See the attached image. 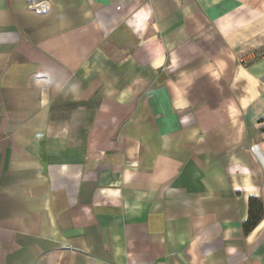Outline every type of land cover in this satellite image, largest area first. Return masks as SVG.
I'll list each match as a JSON object with an SVG mask.
<instances>
[{
    "label": "crops",
    "instance_id": "crops-1",
    "mask_svg": "<svg viewBox=\"0 0 264 264\" xmlns=\"http://www.w3.org/2000/svg\"><path fill=\"white\" fill-rule=\"evenodd\" d=\"M264 0H0V264H264Z\"/></svg>",
    "mask_w": 264,
    "mask_h": 264
},
{
    "label": "trees",
    "instance_id": "trees-1",
    "mask_svg": "<svg viewBox=\"0 0 264 264\" xmlns=\"http://www.w3.org/2000/svg\"><path fill=\"white\" fill-rule=\"evenodd\" d=\"M264 216V206L256 198L250 200V215L248 220L244 223L245 233L251 232Z\"/></svg>",
    "mask_w": 264,
    "mask_h": 264
},
{
    "label": "built area",
    "instance_id": "built-area-1",
    "mask_svg": "<svg viewBox=\"0 0 264 264\" xmlns=\"http://www.w3.org/2000/svg\"><path fill=\"white\" fill-rule=\"evenodd\" d=\"M179 1L183 3V2H186L187 0H179Z\"/></svg>",
    "mask_w": 264,
    "mask_h": 264
}]
</instances>
